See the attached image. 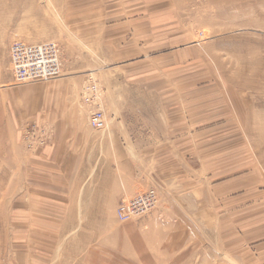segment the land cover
I'll list each match as a JSON object with an SVG mask.
<instances>
[{
  "label": "rangeland",
  "instance_id": "1",
  "mask_svg": "<svg viewBox=\"0 0 264 264\" xmlns=\"http://www.w3.org/2000/svg\"><path fill=\"white\" fill-rule=\"evenodd\" d=\"M154 1L0 0V264H264V240L257 241L263 231L239 227L235 216L228 227L220 199L216 227L205 217H163L157 181L151 189L158 202L149 216L126 221L116 218V208L113 215L106 207L100 216H62L63 200L32 199L27 173L32 175L35 149L50 127L28 115L35 85L50 79L15 82L9 65L13 41L55 42L61 63L82 78L80 97L94 83L101 94L108 90L119 98L118 105L106 106L107 112L184 111L186 128L196 125L201 131L195 140L201 145L202 178L220 180L242 171L263 181L264 0ZM152 15L174 23L145 25ZM75 20L84 23L71 24ZM131 20L137 25L130 26ZM71 32L78 39H70ZM122 46L126 53L120 56ZM128 46L139 53L128 54ZM110 51L117 54L109 56ZM109 62L124 67L107 78L103 69ZM150 68L153 84L169 88L165 106L136 83L128 84ZM220 109L225 119L217 113L205 119V110ZM241 153L247 169L219 168L226 155L240 158ZM218 227L222 242L217 229L213 247L210 231Z\"/></svg>",
  "mask_w": 264,
  "mask_h": 264
},
{
  "label": "crops",
  "instance_id": "2",
  "mask_svg": "<svg viewBox=\"0 0 264 264\" xmlns=\"http://www.w3.org/2000/svg\"><path fill=\"white\" fill-rule=\"evenodd\" d=\"M75 21H71V24L84 23L82 20ZM163 23L171 24L174 21L152 15L144 22L145 25ZM131 25H137V22L131 20ZM71 35L70 39H78L72 32ZM124 47H119V55L121 52L126 53ZM127 48L130 49L129 46ZM130 51L134 50H129L128 54ZM108 54L116 55L117 51ZM122 67L121 64L109 62L103 69L104 76L108 78ZM141 72L144 77L129 79L128 84L136 83L135 86L143 89L144 94L154 97L161 107L169 104V88L165 90L162 83L155 86L149 79L152 68ZM73 73L61 63L59 77L49 81L40 80L47 82L37 83L34 87L36 92L32 97V111L26 114L32 115L35 120H45L50 128L43 145L34 150L37 155L33 156L32 175L27 171V179H31L32 183L33 200H63L58 205L63 209L59 214L62 216H100L103 215L100 211L106 207H110L113 215L118 203L148 190L157 181L163 217H205L216 227V203L220 199L225 205L224 215L228 227H232V224H228L229 219L232 222L230 216H235L237 221L239 219V227L248 229L250 225L254 231H263L257 241L264 240V179L250 177L242 174V171L240 175L234 173L220 180L202 178L201 145L195 140V137L201 136V131H196V125L186 128L184 111L169 114L159 108L160 111L154 113L107 112L106 106L112 103L118 105L119 98L111 96L110 92L108 94V90H102L99 106L105 115V126L93 128L89 124V112L93 106L82 102L79 96L82 78ZM165 86L168 87L167 84ZM113 98L114 102H111ZM26 102L28 104L29 100ZM180 103L179 98H176V104ZM189 111L193 120H196L195 109ZM216 113L221 114L218 118L225 119L227 115L224 109L219 112L205 110V119ZM189 136L193 139L187 141L186 137ZM231 153L235 155L233 149ZM242 155L239 154L240 158L226 155L219 168L247 169L248 160H243ZM46 193L50 196L46 197ZM53 194L57 197H53ZM71 195H74V202L67 203ZM69 209L81 210V213L68 212ZM52 215L56 213H48V216ZM217 229L222 242L220 227L211 229L213 247L217 246Z\"/></svg>",
  "mask_w": 264,
  "mask_h": 264
},
{
  "label": "built area",
  "instance_id": "3",
  "mask_svg": "<svg viewBox=\"0 0 264 264\" xmlns=\"http://www.w3.org/2000/svg\"><path fill=\"white\" fill-rule=\"evenodd\" d=\"M9 65L16 83L53 79L61 74L60 48L53 41L36 44L13 41L9 47ZM81 95L82 102L96 106L89 116L90 126L103 127L104 113L99 107L101 97L99 86L94 83L87 84ZM157 202V194L153 189L137 193L118 203L115 210L116 218L126 221L146 215L155 208Z\"/></svg>",
  "mask_w": 264,
  "mask_h": 264
},
{
  "label": "bare ground",
  "instance_id": "4",
  "mask_svg": "<svg viewBox=\"0 0 264 264\" xmlns=\"http://www.w3.org/2000/svg\"><path fill=\"white\" fill-rule=\"evenodd\" d=\"M22 42H24V41H22ZM44 42H45V41H44ZM25 43H28V42H25ZM38 43H39V42H38ZM31 44H36V43H31ZM81 100H82V99H81ZM93 110H94V109H93ZM93 110H92V111H93ZM92 111H91V112H92ZM103 113H104V112H103ZM89 116H90V114H89ZM104 123H105V115H104ZM104 126H105V125H104ZM104 126H103V127H104ZM103 127H102V128H103ZM150 189H151V188H150ZM115 210H116V209H115Z\"/></svg>",
  "mask_w": 264,
  "mask_h": 264
}]
</instances>
